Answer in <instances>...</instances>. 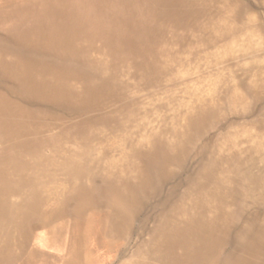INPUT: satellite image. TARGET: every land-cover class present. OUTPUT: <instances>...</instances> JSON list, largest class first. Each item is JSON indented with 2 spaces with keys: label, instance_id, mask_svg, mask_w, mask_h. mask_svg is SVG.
<instances>
[{
  "label": "bare ground",
  "instance_id": "obj_1",
  "mask_svg": "<svg viewBox=\"0 0 264 264\" xmlns=\"http://www.w3.org/2000/svg\"><path fill=\"white\" fill-rule=\"evenodd\" d=\"M0 264H264V0H0Z\"/></svg>",
  "mask_w": 264,
  "mask_h": 264
}]
</instances>
